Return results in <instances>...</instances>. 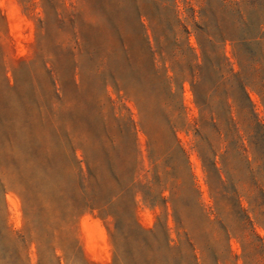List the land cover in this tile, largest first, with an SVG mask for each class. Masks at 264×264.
Returning a JSON list of instances; mask_svg holds the SVG:
<instances>
[{"label": "rangeland", "instance_id": "374dc122", "mask_svg": "<svg viewBox=\"0 0 264 264\" xmlns=\"http://www.w3.org/2000/svg\"><path fill=\"white\" fill-rule=\"evenodd\" d=\"M231 1L0 0V264H264L254 117L197 40Z\"/></svg>", "mask_w": 264, "mask_h": 264}, {"label": "trees", "instance_id": "16d2710c", "mask_svg": "<svg viewBox=\"0 0 264 264\" xmlns=\"http://www.w3.org/2000/svg\"><path fill=\"white\" fill-rule=\"evenodd\" d=\"M205 12H210L214 19L212 24H196L204 62H209L221 76H227L225 92L232 97L237 114L254 117V124L249 128L254 138L252 149L254 152L264 151V124L257 121L246 91L247 86L255 89L264 105V0H233L222 5L219 11L204 9L201 14ZM207 36L209 38L205 39ZM226 40L232 44L239 65L237 71L233 70L224 53L218 52V44ZM203 66H198V83L203 79ZM203 103L202 110L209 112V107Z\"/></svg>", "mask_w": 264, "mask_h": 264}, {"label": "bare ground", "instance_id": "6f19581e", "mask_svg": "<svg viewBox=\"0 0 264 264\" xmlns=\"http://www.w3.org/2000/svg\"><path fill=\"white\" fill-rule=\"evenodd\" d=\"M11 202H12V205H13V206H16V205H17L15 199L12 198V199H11Z\"/></svg>", "mask_w": 264, "mask_h": 264}]
</instances>
